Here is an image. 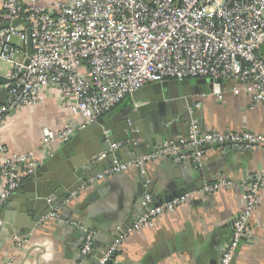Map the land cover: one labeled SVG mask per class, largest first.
<instances>
[{
    "label": "built area",
    "instance_id": "obj_1",
    "mask_svg": "<svg viewBox=\"0 0 264 264\" xmlns=\"http://www.w3.org/2000/svg\"><path fill=\"white\" fill-rule=\"evenodd\" d=\"M31 1L28 7L22 0H3L2 4L0 62L8 63L9 69L4 75L7 83H0V92L5 93L0 101V127L21 108L38 105L51 89L58 92L65 108L83 117L80 128L102 118L137 90L167 80H230L242 84L231 88L235 95L244 91L255 103L264 104V0H60L53 11ZM27 30L31 31V56L27 53ZM215 88L211 94L222 100L224 90ZM77 129L71 124L59 130L43 129L42 151L53 154ZM121 144L114 143L98 159L106 158ZM201 145H221L223 151L253 149L264 147V134L203 131L193 121L186 138L167 140L162 149L134 160H114L90 184L130 169L143 172L148 162L178 155L186 146ZM203 152L194 153L197 164ZM40 165L35 152L11 154L0 144V207ZM231 186L225 178L205 182L198 190L160 204L147 193L145 210L132 228L117 233L98 264H106L131 231L151 228L159 216L176 211L195 197ZM262 188L264 172H259L245 185L243 209L234 220L232 239L224 246L219 264H232L241 241L251 234V218ZM61 210L59 207L44 220L58 217ZM95 237V232L85 231L83 259L93 252ZM14 242L22 249L29 241L16 236Z\"/></svg>",
    "mask_w": 264,
    "mask_h": 264
},
{
    "label": "crops",
    "instance_id": "obj_2",
    "mask_svg": "<svg viewBox=\"0 0 264 264\" xmlns=\"http://www.w3.org/2000/svg\"><path fill=\"white\" fill-rule=\"evenodd\" d=\"M58 1L37 0L40 6L51 11L55 10ZM22 2L25 7L32 3L31 0ZM2 4L3 0H0V18ZM8 67V63L0 62V76L5 77ZM236 84L242 85L230 80L221 87L214 85L216 90H224L222 100L211 94L214 87L210 86L207 96H195V105H200H194V121L204 131L264 134V104L255 103L253 97L244 91L235 95L231 88ZM129 98L102 118L113 121ZM154 101L158 104L163 102L160 96ZM185 109V103L166 106V112L172 118L167 125L152 116L151 121H148L151 124L149 130L156 131V134L147 135L149 141L136 140L135 144H131L122 137L117 138L116 143H123L120 146L128 148L121 150L123 159L146 151L152 146L151 142H160L167 137L163 126H171L176 137L178 133L185 132L186 120H179L176 124L178 115ZM155 113L161 114L158 110L151 111L152 115ZM70 124L79 128L73 138L63 146H57L53 154H45L41 146L43 129L59 130ZM83 124V117L65 108L58 92L51 89L38 105L23 107L3 122L0 144L7 147L11 154L35 152L41 158L39 168L44 167L42 174L45 178L60 173L61 166L68 159L77 157L90 139L94 141L93 146L101 145L99 138L90 134L78 137L79 131L89 125L80 128ZM190 149V146L182 148L186 152V159L175 158L171 162L165 156L148 162L142 172L147 179L145 185L141 182L143 175L138 169L111 175L91 185L82 191L80 197L61 206L58 217L43 219L34 228L27 226L33 219L29 214L22 215L20 226L15 228L5 227L7 222L1 219L0 264H8L9 261L13 264H87L80 254L86 227L95 232L94 248L96 252L102 253L117 232V227L136 219L145 210L143 203L147 193L155 197V204H160L170 200L172 195L186 186L192 188V185H199L201 181L212 182L225 178L232 182L230 188L207 196H197L176 211L159 216L153 227L131 231L120 246L116 258L117 263L124 264H219L224 246L232 239L234 220L243 209L242 193L245 185L253 182L259 172H264V147L233 152L234 148L223 151L221 145H209L202 153L199 164L193 160L194 153ZM27 179L16 191L23 197L30 195V189L27 188H31L32 184L27 183ZM91 194L97 197L87 201V196ZM51 198L57 197L53 195ZM10 215V210L3 209L5 219L10 218ZM263 221L264 188L259 191V202L251 218L252 232L241 241L232 264H264ZM16 236L27 237V246L17 248L14 242Z\"/></svg>",
    "mask_w": 264,
    "mask_h": 264
},
{
    "label": "water",
    "instance_id": "obj_3",
    "mask_svg": "<svg viewBox=\"0 0 264 264\" xmlns=\"http://www.w3.org/2000/svg\"><path fill=\"white\" fill-rule=\"evenodd\" d=\"M27 53L32 55V39L31 31L27 30ZM264 52V47L261 48V53ZM29 63V59L26 60V64ZM222 79L212 78H198V79H186L183 81L167 80L160 83H154L148 85L140 90L134 92L129 100L119 110V113L115 115L113 121H108L103 118L89 124L87 127L79 131L78 137H84L88 134L93 137L99 138L101 145L95 147L94 141L89 140V144L84 148L82 152H79L78 156L73 159H68L63 166H61L60 173L43 178L42 167L27 179V183H31L30 195L23 197L20 192L12 194L6 199V201L0 207V220L4 219L7 223L5 227L15 228L21 224L19 220L22 215H30L32 221L27 225L29 228L36 227L44 217L61 206L66 205L74 198L81 196L82 191L89 189L91 186L90 180L97 176L99 172L104 169L110 168L114 164V160L119 162H127L134 160L144 154H150L162 149L165 141H176L184 139L188 136L191 123L195 117V96H207L209 93V86L211 88L214 85L223 84ZM0 83H7L5 77L0 76ZM4 92H0V101L4 100ZM160 96L162 103H155L154 98ZM148 101V103H144ZM179 103H185V111L178 115L176 124L179 120L187 122V128L185 132L178 133L177 137L172 133L171 126H163L166 131L167 137L163 138L160 142H151L152 148H148L146 151L132 155L123 159L121 150L128 149L125 145L118 147L112 154L108 155L104 159H97L99 154L108 151L110 147L116 143L117 138L122 137L124 140H128L131 144H135L136 140L149 141L146 136L151 134L155 135L156 131L149 130L151 128L150 118L154 116L156 119H160L164 125L170 123L172 118L168 116L166 112V106L179 105ZM158 110L161 114H151V111ZM182 124V123H181ZM167 125V124H166ZM201 126V125H200ZM202 128V127H201ZM203 129V128H202ZM79 129H77L78 131ZM204 131V130H203ZM77 137V138H78ZM74 143V142H72ZM207 146L201 145L191 147L190 152L196 153L198 151H204ZM242 149L234 148L233 152L241 151ZM180 155H186L185 151H181L178 155L168 156L171 162ZM199 167V166H197ZM200 170V168H198ZM141 175V182L143 185L147 184L145 175L138 170ZM205 184V181H201L199 185L186 186L181 189L175 195H172L170 199L178 195H182L186 192H191L200 189ZM30 185V184H29ZM55 195L57 198L52 199ZM96 195H88L87 201L94 200ZM155 201V197H153ZM3 209L11 211L10 218L5 219L3 216ZM64 221L66 218L60 217ZM137 219V218H136ZM136 219H132L121 226V230L117 231L113 237H111L108 247L102 253L96 252L95 248L91 254H89L84 260L87 264H98L99 260L103 258L112 242L115 240L117 233L127 231L132 228ZM2 226L0 225V231ZM89 231V228L86 227ZM118 253V252H117ZM117 253L111 256L106 264H124L117 263Z\"/></svg>",
    "mask_w": 264,
    "mask_h": 264
}]
</instances>
